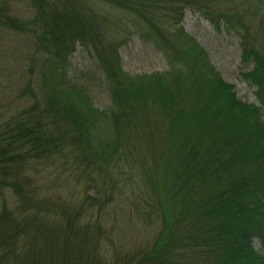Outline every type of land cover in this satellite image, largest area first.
<instances>
[{"label": "trees", "instance_id": "trees-1", "mask_svg": "<svg viewBox=\"0 0 264 264\" xmlns=\"http://www.w3.org/2000/svg\"><path fill=\"white\" fill-rule=\"evenodd\" d=\"M13 1L0 0V38L24 35L33 49L24 81L8 103L0 97V196L15 198L0 209V264H264L253 246L257 239L264 251L261 109L239 100L178 27L192 8L235 31L242 62L253 66L242 78L264 108V0H25V16ZM122 26L160 44L170 71L128 75ZM79 43L104 77L105 111L68 78ZM54 166L79 178L81 200L63 199L54 181H30ZM123 198L155 230L131 251L114 249L104 220Z\"/></svg>", "mask_w": 264, "mask_h": 264}, {"label": "rangeland", "instance_id": "rangeland-1", "mask_svg": "<svg viewBox=\"0 0 264 264\" xmlns=\"http://www.w3.org/2000/svg\"><path fill=\"white\" fill-rule=\"evenodd\" d=\"M15 12L26 15L28 4L25 0L13 1ZM100 11L111 14L114 18L123 16L121 11L106 5L96 6ZM125 25L130 27L129 20L122 18ZM184 33L195 40L199 46L208 54L212 65L221 74L223 79L234 87L239 100L247 104H253L261 109L264 122V108L260 105L256 92L257 89L246 82L242 75L253 69L252 65L242 62L241 39L233 30L226 25L215 26L202 12L186 8L183 11L180 25ZM118 32L120 41L119 57L123 70L130 76H148L155 73L165 74L170 71L166 50L155 40L144 39L137 31H127L122 26ZM126 29V30H124ZM127 31V33H124ZM186 48V45L182 46ZM32 42L24 35L4 34L0 38V97L4 103H8L17 85L24 81V71L29 55L32 52ZM68 78L78 85H84L89 91L93 105L100 111H105L111 106V98L104 77L99 70L97 60L90 46L77 44L74 52L68 61ZM30 181L48 183L54 181L53 191L66 201L81 200L83 197L79 187H74L76 181H80L73 173L54 166L49 169L38 167L36 171L28 173ZM82 187V186H81ZM74 188L76 189L74 191ZM83 188V187H82ZM78 192V193H77ZM75 193V198L74 195ZM90 195H95L92 190ZM123 204L120 208L112 209L107 215L105 226L111 233L114 249L126 248L134 250L142 244L152 241L155 230L142 224L135 216L124 210ZM3 203L13 209L15 198L11 192L6 191L0 196V209ZM109 211V210H108ZM127 213V214H126ZM254 249L263 255L264 251L260 242L256 239L253 242ZM108 257L112 254V247L106 245Z\"/></svg>", "mask_w": 264, "mask_h": 264}]
</instances>
